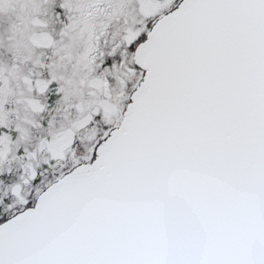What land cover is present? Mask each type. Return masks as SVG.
<instances>
[{"label": "snow or ice", "instance_id": "6c2138e0", "mask_svg": "<svg viewBox=\"0 0 264 264\" xmlns=\"http://www.w3.org/2000/svg\"><path fill=\"white\" fill-rule=\"evenodd\" d=\"M0 264H264V0H0Z\"/></svg>", "mask_w": 264, "mask_h": 264}]
</instances>
